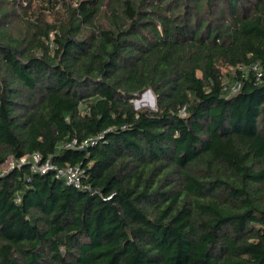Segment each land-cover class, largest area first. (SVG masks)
<instances>
[{"label":"trees","instance_id":"obj_1","mask_svg":"<svg viewBox=\"0 0 264 264\" xmlns=\"http://www.w3.org/2000/svg\"><path fill=\"white\" fill-rule=\"evenodd\" d=\"M35 152L85 187L0 170V264H264V0H0V169Z\"/></svg>","mask_w":264,"mask_h":264},{"label":"built area","instance_id":"obj_2","mask_svg":"<svg viewBox=\"0 0 264 264\" xmlns=\"http://www.w3.org/2000/svg\"><path fill=\"white\" fill-rule=\"evenodd\" d=\"M240 68H243L241 66ZM254 69L257 70L258 75H262V72L259 70L258 65L254 66ZM241 88V83H237L233 86V92L238 91ZM184 111V109H183ZM185 113V112H183ZM102 136H100L101 138ZM95 138H88L83 142H80L78 139H73L72 141L68 142L67 147L70 148H85L88 145L95 144ZM24 164H29L33 172L39 173H48L53 171L56 173L57 177H63L66 179L67 184L73 185L77 188L85 187L83 184V169L80 165H66V166H59L58 164L54 163L51 158H45L39 152H35L31 155H25L19 159L12 158L8 161L7 166L2 168L4 173L8 168H14L16 166H22ZM111 198V196L109 197Z\"/></svg>","mask_w":264,"mask_h":264},{"label":"rangeland","instance_id":"obj_3","mask_svg":"<svg viewBox=\"0 0 264 264\" xmlns=\"http://www.w3.org/2000/svg\"><path fill=\"white\" fill-rule=\"evenodd\" d=\"M135 108H156L155 98L150 92H145L138 99H134Z\"/></svg>","mask_w":264,"mask_h":264},{"label":"water","instance_id":"obj_4","mask_svg":"<svg viewBox=\"0 0 264 264\" xmlns=\"http://www.w3.org/2000/svg\"><path fill=\"white\" fill-rule=\"evenodd\" d=\"M147 92H150L154 96V94H153V92L151 90H148ZM154 98H155V96H154Z\"/></svg>","mask_w":264,"mask_h":264}]
</instances>
